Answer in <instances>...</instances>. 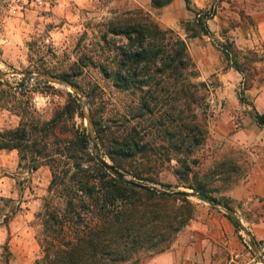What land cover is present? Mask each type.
I'll return each mask as SVG.
<instances>
[{"label":"rangeland","instance_id":"1","mask_svg":"<svg viewBox=\"0 0 264 264\" xmlns=\"http://www.w3.org/2000/svg\"><path fill=\"white\" fill-rule=\"evenodd\" d=\"M182 2L184 5L178 7L173 0V8L167 9L169 5L155 7L154 0H147L144 8L130 0H0V131L16 129L24 118L51 120L66 106L71 93L78 96L82 115L77 113L69 120L66 130L88 131L90 135L83 109L86 98L71 88L36 77L49 74L70 81L85 94L105 156L98 130L110 150L114 141L141 123L135 118L141 108L140 92L119 89L110 78V72L119 70L121 50L128 45L127 38L113 34L111 28L148 14L161 29L173 30L176 38L186 41L191 57L192 43L203 46L202 59L208 69L211 57L219 60L218 69H235L224 51L229 49L245 73L239 72L242 77L236 92L226 93L220 91L217 74L200 79L201 71L192 57L196 69L186 77L201 89L203 100L195 108L206 129L204 142L191 154H180L173 151L169 137L153 132L145 138L151 145L146 154L118 157L125 167L120 171L160 193H195L188 188L193 186L209 193L216 203L230 205L225 194L231 188L224 182L238 174L248 160L241 147L264 143V127L254 117L257 95L252 93L264 87V0H192L209 34L203 33L196 15L187 10L185 0ZM242 92L245 102L240 100ZM247 131H252V144L239 137ZM90 147L94 156L91 137ZM105 158L113 164L110 157ZM51 182L48 166L34 170L31 160H22L17 150L0 151V264H35L40 258ZM188 199L196 208L194 220L203 208L220 210L199 198ZM55 204L63 206L59 199ZM241 220L249 229L246 220ZM238 230L252 245L247 234L240 227ZM159 254L142 253L139 264ZM260 256L257 264H263Z\"/></svg>","mask_w":264,"mask_h":264},{"label":"trees","instance_id":"2","mask_svg":"<svg viewBox=\"0 0 264 264\" xmlns=\"http://www.w3.org/2000/svg\"><path fill=\"white\" fill-rule=\"evenodd\" d=\"M172 1L154 0V5L163 8ZM185 3L203 33L209 34L207 25L201 23V12L193 8L191 0ZM111 32L125 36L128 45L121 50L119 70L110 72V78L119 89L140 92L141 108L135 118L141 123L114 141L110 150L98 130L105 156L124 170L118 157L146 154L151 145L145 138L156 131L169 137L173 151L191 154L204 142L206 129L195 108L203 100L201 89L186 77L196 69L188 44L176 38L173 30L161 29L148 14L114 26ZM224 51L232 67L245 73L237 57L233 60L231 51ZM246 99L242 92L240 100ZM81 109L78 96L69 93L68 103L51 120L24 118L16 129L0 131V151L17 150L22 160H31L34 170L48 166L52 172L45 230L40 238L42 254L35 264H139L142 253L166 252L194 220V204L166 192H145L110 174L92 155L88 131L66 130L69 120L77 113L82 115ZM254 117L264 127V113L255 110ZM188 188L203 199L217 201L200 188ZM58 199L63 206L55 204ZM229 219L239 229L231 216Z\"/></svg>","mask_w":264,"mask_h":264},{"label":"crops","instance_id":"3","mask_svg":"<svg viewBox=\"0 0 264 264\" xmlns=\"http://www.w3.org/2000/svg\"><path fill=\"white\" fill-rule=\"evenodd\" d=\"M78 1L82 3L84 0ZM175 1L178 7L184 5L182 0ZM196 2L201 3V0H195ZM130 3L144 8L147 0H130ZM173 5L171 3L167 9H172ZM208 50L212 51L211 48ZM190 51L201 71L200 79L206 80L217 74L221 84L220 91L236 92L242 77L238 71L233 68L218 69L219 60L212 57L208 69L202 59L204 48L198 43H192ZM254 91L256 92L252 93L257 95V111L264 113V87ZM225 103L230 105L228 100H225ZM254 127L259 126L254 124ZM251 133L252 131L242 132L239 137L247 139L248 142L245 143L252 144L253 139L249 136ZM262 145L241 147L240 150L248 153V160L244 167L238 169V174L226 180L224 184L231 188L225 196L232 210L241 219L246 220L248 230L264 251V143ZM256 261L254 246L244 239L229 216L222 210L203 208L197 219L179 234L170 250L148 260L146 264H257Z\"/></svg>","mask_w":264,"mask_h":264},{"label":"water","instance_id":"4","mask_svg":"<svg viewBox=\"0 0 264 264\" xmlns=\"http://www.w3.org/2000/svg\"><path fill=\"white\" fill-rule=\"evenodd\" d=\"M36 77H41L47 80L52 81L55 84L64 86L66 88H71L72 90H74L78 95L86 98V102L84 104V114H85V118L88 121V125H89V129H90V137H91V142L93 145V154L96 158V160L110 173L112 174L115 178H117L118 180H120L121 182L128 184L130 186H134L140 190H143L145 192H149V193H153V194H160V192H158V190L150 185H146L144 183L141 182H137L135 180L129 179L122 171H120L118 168H116L113 164H111L110 162H108L105 158V156L102 153V150L100 148V146L98 145L97 142V138H96V132H95V128L93 125V120H92V114H91V110L89 107V103L87 101V97L85 96V94L80 90L79 87L73 85L70 81H66V80H61L57 77H54L52 75L49 74H39ZM165 195H172V196H180V197H186V198H199L201 200H204L207 203H210L211 205H213L216 208H219L220 210L224 211L228 216H231L235 222L238 223L239 227L247 234V236L251 239L252 241V245L255 248V252L257 254V256H260V259L262 261V263L264 264V252H262V249L260 247V245L258 244V242L256 241V239L254 238V236L251 234V232L244 226V224H242V220L241 218L238 216V214L232 210L227 208L226 206L216 203L210 199H203L201 197L200 194L198 193H194V192H188V191H175V192H166Z\"/></svg>","mask_w":264,"mask_h":264},{"label":"built area","instance_id":"5","mask_svg":"<svg viewBox=\"0 0 264 264\" xmlns=\"http://www.w3.org/2000/svg\"><path fill=\"white\" fill-rule=\"evenodd\" d=\"M68 1H74V0H68Z\"/></svg>","mask_w":264,"mask_h":264}]
</instances>
